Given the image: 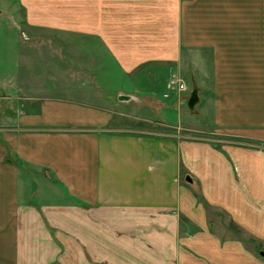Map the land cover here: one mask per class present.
<instances>
[{
  "label": "crops",
  "instance_id": "0c3cea01",
  "mask_svg": "<svg viewBox=\"0 0 264 264\" xmlns=\"http://www.w3.org/2000/svg\"><path fill=\"white\" fill-rule=\"evenodd\" d=\"M17 17L0 264H264V0H19ZM173 78L187 89L165 97Z\"/></svg>",
  "mask_w": 264,
  "mask_h": 264
},
{
  "label": "rangeland",
  "instance_id": "374dc122",
  "mask_svg": "<svg viewBox=\"0 0 264 264\" xmlns=\"http://www.w3.org/2000/svg\"><path fill=\"white\" fill-rule=\"evenodd\" d=\"M19 9V0H0V65L3 64L4 68H0V72L5 75H10L14 69V64L19 58V50L15 41L16 36L10 29L9 25L12 23H18L17 10ZM190 83V81H189ZM162 94L160 99L163 100ZM153 114V113H152ZM178 112H176L177 118ZM194 114V113H193ZM156 116V114L154 113ZM196 115V114H194ZM161 122V121H157ZM166 123L177 124L179 121H165ZM126 124V123H125ZM156 123L151 122H135L130 121L128 124L134 128L148 129V130H159L166 134L179 133L180 130L175 127L155 125ZM183 133V132H180Z\"/></svg>",
  "mask_w": 264,
  "mask_h": 264
},
{
  "label": "built area",
  "instance_id": "2783aa9c",
  "mask_svg": "<svg viewBox=\"0 0 264 264\" xmlns=\"http://www.w3.org/2000/svg\"><path fill=\"white\" fill-rule=\"evenodd\" d=\"M168 88L169 90L165 93V97H169L174 91L181 92L187 89L184 81L180 78L171 79Z\"/></svg>",
  "mask_w": 264,
  "mask_h": 264
},
{
  "label": "water",
  "instance_id": "95a60500",
  "mask_svg": "<svg viewBox=\"0 0 264 264\" xmlns=\"http://www.w3.org/2000/svg\"><path fill=\"white\" fill-rule=\"evenodd\" d=\"M199 100V91L198 88L195 87L188 101V107L192 112L195 111V107L199 103ZM187 180L192 182V179L189 176L187 177Z\"/></svg>",
  "mask_w": 264,
  "mask_h": 264
}]
</instances>
